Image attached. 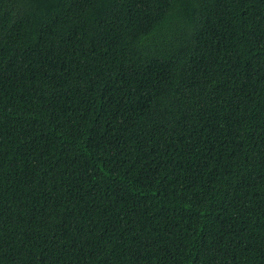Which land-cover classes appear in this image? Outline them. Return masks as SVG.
Here are the masks:
<instances>
[{
  "label": "trees",
  "instance_id": "obj_1",
  "mask_svg": "<svg viewBox=\"0 0 264 264\" xmlns=\"http://www.w3.org/2000/svg\"><path fill=\"white\" fill-rule=\"evenodd\" d=\"M0 264H264V0H0Z\"/></svg>",
  "mask_w": 264,
  "mask_h": 264
}]
</instances>
